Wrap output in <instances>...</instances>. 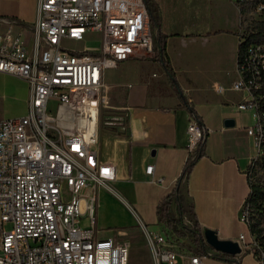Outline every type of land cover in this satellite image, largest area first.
Listing matches in <instances>:
<instances>
[{
  "label": "built area",
  "instance_id": "2783aa9c",
  "mask_svg": "<svg viewBox=\"0 0 264 264\" xmlns=\"http://www.w3.org/2000/svg\"><path fill=\"white\" fill-rule=\"evenodd\" d=\"M256 9L264 13V0ZM19 25L0 16V72L30 88L27 113L0 119V264H129L127 242L97 235L96 195L84 191L96 185L112 190L109 182L117 178L116 165L100 160L96 149L101 107L109 103L103 74L134 56L155 54L145 0H40L30 41ZM96 33L102 35L98 54L65 45ZM239 35L238 77L230 87L215 82L213 89L242 93L237 107L252 113L246 128L257 148L247 171L252 179L264 161V41L248 43L242 27ZM206 133L192 115L191 156ZM153 170L149 165L146 172ZM241 221L249 227L247 206ZM146 234L154 264H207L208 254L187 249L169 228ZM238 241L243 250L256 243L244 234Z\"/></svg>",
  "mask_w": 264,
  "mask_h": 264
},
{
  "label": "crops",
  "instance_id": "0c3cea01",
  "mask_svg": "<svg viewBox=\"0 0 264 264\" xmlns=\"http://www.w3.org/2000/svg\"><path fill=\"white\" fill-rule=\"evenodd\" d=\"M3 1V8L9 13L2 16L18 19L20 25L16 29L30 41L40 0ZM150 1L157 8L161 30L167 35V57L182 94L175 90L164 65L153 60V55L134 56L105 70L103 80L109 103L103 104L96 149L100 160L116 165L117 178L109 184L112 190L113 184L117 185L131 201L127 204L145 232L140 251L147 264H154L146 230H162L157 205L178 186L184 166L191 158L187 127L192 115H197L207 128L206 154L179 185L184 206L187 209L193 206L195 212L185 216L186 224L198 222L203 232L214 229L222 239L239 240L241 234L251 238L249 227L241 221V213L251 191L247 171L257 148L246 131L253 123L252 113L237 107L243 94L231 93V89L217 93L221 103L212 108L205 96L211 90L203 87L215 80L229 83L230 87L238 77L242 17L238 0ZM84 48L89 49L85 46L77 49ZM8 75L13 74L0 72L2 77ZM26 83L29 105L30 88ZM235 93L238 98L232 99ZM228 118L235 120L234 126H225ZM149 165L154 166L153 175L146 172ZM152 178H163V182ZM101 187H89L84 193L96 195ZM116 193L128 202L124 195ZM172 213L178 216L176 204ZM242 224L248 235L240 228ZM96 230L101 238L127 242L130 250L134 239L128 236L137 237L138 233L120 228L104 235L97 227ZM255 252V248L243 250L230 261L215 258L208 251L206 262L264 264Z\"/></svg>",
  "mask_w": 264,
  "mask_h": 264
},
{
  "label": "rangeland",
  "instance_id": "374dc122",
  "mask_svg": "<svg viewBox=\"0 0 264 264\" xmlns=\"http://www.w3.org/2000/svg\"><path fill=\"white\" fill-rule=\"evenodd\" d=\"M250 2L249 8L250 12L245 13L241 17V24L242 28H245L247 24H250L253 20H264V13H259L256 9L257 4L261 0H248ZM4 1L0 0V15H7L9 12H6L3 8ZM101 37L102 35L96 33L92 35H88L86 41L81 43H76L73 41L66 42L65 45L71 48H82L86 47L89 48L88 51L98 54L100 50L101 44ZM236 77V76H235ZM234 77V78H235ZM230 80L229 82L233 81ZM215 82H221L219 80L211 81L204 84V90H211L206 91L205 96L209 105L214 108L220 105V96L216 95L217 93L213 89V85ZM225 85H229V83H224ZM236 92V91H231ZM29 96V89L26 81L21 77L16 75H8L5 77L0 76V119L9 118V117H16L21 116L27 113L28 111V104L27 98ZM232 99L238 98V93H235L231 96ZM55 102H52L54 105ZM225 106H231L230 104H225ZM104 108L101 107V114H100V122L102 118ZM253 180L255 182H263L264 183V167L260 166L257 171H255ZM100 186V185H98ZM113 190L105 188L104 186L98 190L96 193V203H95V216H96V227L100 229L104 235H110L117 232L118 229L123 228L128 231H138L137 237L134 235L128 236L130 239H134L132 241V247L129 253V264H147L146 259L143 257L141 253L140 244L142 243L145 232L142 230V225L134 218V214L131 211L129 206L131 201L125 197V193L121 192L119 187L113 184ZM116 191L124 195L123 197L128 201L125 202L123 198H121ZM86 223V220H83V224ZM6 228H10L11 224H6ZM242 231L248 235V231L245 226L242 224L241 227ZM239 233V231L237 232ZM248 239V238H247ZM139 245V246H138ZM259 249L258 242L254 243L251 246V249ZM210 253H215L214 249L208 250ZM259 256L262 257L261 253L259 252Z\"/></svg>",
  "mask_w": 264,
  "mask_h": 264
},
{
  "label": "trees",
  "instance_id": "16d2710c",
  "mask_svg": "<svg viewBox=\"0 0 264 264\" xmlns=\"http://www.w3.org/2000/svg\"><path fill=\"white\" fill-rule=\"evenodd\" d=\"M146 6L149 11L151 26L156 30L155 35V54L152 56L153 60L161 62L165 69L167 70L171 80L172 85L175 90L182 94L181 87L176 79L173 67L167 57L166 52V41L167 35L161 30L160 16L157 8L152 4L150 0H145ZM241 14L250 12V2L248 0H238ZM246 33H248L249 39L248 43L251 41H264V20H253L250 24L245 27ZM243 50V45L239 46V59L241 52ZM191 111L194 110L191 108ZM201 121V119L199 118ZM206 154L205 150V138L201 141L194 156L186 162L181 176L178 180V186L171 191L167 196L161 199L157 205V217L159 223L163 228H169L173 230L177 235L185 239L184 246L192 250L195 253H207L209 249H212L206 242L204 238V232L200 228L198 222L193 223V225H188L185 223L184 218L188 214L195 215L194 208L191 206L187 209L183 204V196L181 194L179 185L182 181L190 175L195 163ZM264 167V161L259 165V167ZM254 178V177H253ZM253 178L249 179L251 186V191L246 200L245 206H247L249 211V231L251 236L258 242L259 249H256V254L259 252H264V183L255 182ZM173 204L177 205L178 216H174L172 213ZM215 258L225 259L233 261L235 256L223 254L216 252L212 254ZM264 261V258H263Z\"/></svg>",
  "mask_w": 264,
  "mask_h": 264
},
{
  "label": "water",
  "instance_id": "95a60500",
  "mask_svg": "<svg viewBox=\"0 0 264 264\" xmlns=\"http://www.w3.org/2000/svg\"><path fill=\"white\" fill-rule=\"evenodd\" d=\"M235 125L233 118L225 120V126L231 127ZM205 242L216 252L223 254L237 256L243 252L242 247L238 240L233 239H222L214 229H206L204 232Z\"/></svg>",
  "mask_w": 264,
  "mask_h": 264
}]
</instances>
